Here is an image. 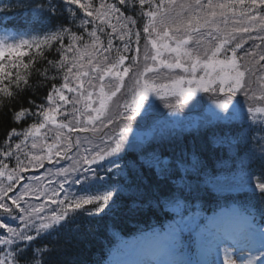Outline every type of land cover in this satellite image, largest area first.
Here are the masks:
<instances>
[{"label": "snow or ice", "instance_id": "6c2138e0", "mask_svg": "<svg viewBox=\"0 0 264 264\" xmlns=\"http://www.w3.org/2000/svg\"><path fill=\"white\" fill-rule=\"evenodd\" d=\"M136 2L48 0L32 6L33 18L66 16L72 25L79 21L80 34L58 24L30 39L21 37L11 43L7 37L0 39V93L5 97L13 96V85L27 88L33 72L38 79L62 78L59 87L52 85L45 103L35 105V112L21 107L12 116L22 122L35 115L37 122L22 133L13 128L5 136L7 146L0 152V264H45V253L52 249L33 247L38 238L61 228L79 230V215L112 213L118 207L120 193L129 196L123 210L141 211L145 204L151 208L153 203L159 206L171 201L178 219L163 232L153 230L154 244L149 248L121 240L117 253L131 258L110 264H193L185 259L186 232L208 243L206 258L195 264H264V206L257 210L258 220L257 212L247 206L221 208L203 216L191 203L201 199V184L191 178L203 175L206 186L223 182L246 187L264 205V135L252 136L255 146L248 149V164L258 160L261 167L253 169L242 163L239 172L229 176L206 172L195 150L165 158L155 150L147 154L139 150L144 139L135 134L128 139L133 133L129 122L147 126L157 110L152 97L173 109L187 105L198 92L214 94L217 107L228 113L217 118L249 120L250 132L264 133V0H138L146 20L142 30L134 31L137 20L125 12H135ZM102 35L107 37L106 43ZM142 35L145 44L141 64ZM116 38L124 42L123 50L116 48L112 58ZM257 40L260 43H255ZM248 41L254 43L245 48ZM46 52L55 56L50 59ZM129 52L134 55H125ZM40 59L47 67H36ZM65 92L72 93V98ZM241 92L248 102L246 115H242L238 102L230 111L231 95ZM68 104H72L71 113L65 108ZM58 114L66 120L71 115L72 120L58 122ZM49 125L58 130L52 142L45 140L38 153L25 152L21 143H16L13 151L11 139L20 136L25 147L33 138L31 149H37L36 138ZM166 127L153 128V137L163 138ZM72 133L77 134L75 138ZM80 133L85 135L81 138ZM235 141L236 137L225 134L216 142L231 148ZM128 149L137 150L136 158L120 164L124 156L117 153ZM73 151L75 156L69 155ZM13 156L16 163L9 168L5 160ZM59 159L72 161L68 167L56 169L54 175L61 179L47 180V187L36 176L32 177L36 183H22V173L45 167V161L55 167ZM113 171L121 177L116 183H110ZM148 172L158 180L173 181V187L163 191L159 183L153 184ZM89 205L93 207H86Z\"/></svg>", "mask_w": 264, "mask_h": 264}, {"label": "trees", "instance_id": "16d2710c", "mask_svg": "<svg viewBox=\"0 0 264 264\" xmlns=\"http://www.w3.org/2000/svg\"><path fill=\"white\" fill-rule=\"evenodd\" d=\"M44 2H46V0L41 1L40 3ZM108 2L111 3L114 2V0H108ZM27 12L32 13V6L27 7ZM125 14L130 16L129 10H127ZM62 17H64L66 27H71L73 31L80 34L79 21H77L76 25H72L66 16ZM145 20L146 19L138 20V25H136L133 30H142L143 22ZM88 27L91 29L92 26L89 25ZM106 31H110V29H107ZM84 35L87 39V34L84 33ZM102 39L106 43L107 37L102 35ZM65 41L67 42V37H65ZM253 43V41H248L245 48L253 45ZM255 43L258 44L260 41H255ZM122 44L123 41H120L118 38L113 39L114 48L110 53L112 58H115L116 48H120L122 51ZM144 44L145 41L142 35L139 45L141 49V64ZM133 47H135L134 43ZM262 47H264V45H262ZM46 55L51 59L55 56V53L46 52ZM132 55H134L133 52L130 56ZM24 59L27 61L28 57H24ZM261 63L264 62L261 61ZM42 66L47 67L44 60L40 59L37 61L36 67L39 68ZM51 75L56 74L51 73ZM129 75H131V73ZM5 83H7V81ZM61 83L62 78L60 75H56L54 80L51 78L44 80L42 77L38 79L37 74L33 72L27 88L22 86L21 89H16L13 85L12 97H5L3 93H0V152H2L7 146L5 136L10 133L11 129L15 128L17 132H22L32 123L37 122V117L35 115L25 118L22 122H17L12 119L13 114L21 107L30 109L31 112H35L37 110L35 105L45 103V97L50 91L52 85L54 84L59 87ZM253 87L257 88L258 86L253 84ZM231 96H235V98H230L229 103L236 104L238 102L242 115H246L247 110H244V108L247 109L248 102L246 101L244 94L241 92ZM206 98L209 99L207 96ZM206 98L204 99L205 103L208 101ZM195 101L199 102L196 103ZM202 106L203 100L198 98L189 102L184 108L186 109L185 111L195 112V110H200ZM249 123V120L241 119H234L232 121L218 120L217 122L207 123V125L200 126L196 130L189 129V131H185L180 138L173 137L168 140L159 139L156 144L159 147L161 156L165 158L179 156L181 151L184 150H195L205 165V171L214 176L223 174L225 172L223 170L224 168L228 170L231 166L241 167L242 163L253 169H259L258 167H261V165L258 160H254L250 165L248 164V149L255 146V141L251 140V137H258L264 135V133H261L258 130L250 132L248 127ZM225 134L236 137L233 147L229 148L226 144L222 146L216 142ZM11 143L13 144L14 152L16 151L14 148L16 143H21V147L25 152L29 151L31 148L30 140L27 141V147H25L22 136L12 138ZM20 156L21 159H24L23 153H20ZM0 159H3V157H0ZM5 162L9 164V168H12L16 163L15 156L10 160H5ZM37 169L40 168H30L28 171H34ZM147 175L152 179L154 185L159 183V187L165 192L173 187V181L158 180L151 172H148ZM191 179L194 183L201 184L199 195L207 206L212 202L218 201H222V204L224 203L226 205L237 203L244 201L249 195L247 192H239L234 188L221 190L218 189L216 185L206 186L203 183V175L199 179L195 177H192ZM128 201L129 196L126 193H123V195H119V199L117 200L118 207L112 213L108 215H97L94 217L79 215L77 220L80 225L79 230L73 231L61 228L53 235H46L43 238H38V240L34 242L33 247H46L52 249L45 253V264H95V262H97L96 258L104 252L106 248L114 245L118 241L119 236L132 235L140 228L160 222L165 216L168 217L167 211L164 208V201L159 206L153 203L151 208L145 204L143 210L132 212L123 210ZM28 256H31V251L28 252ZM21 264H23V262H21Z\"/></svg>", "mask_w": 264, "mask_h": 264}, {"label": "rangeland", "instance_id": "374dc122", "mask_svg": "<svg viewBox=\"0 0 264 264\" xmlns=\"http://www.w3.org/2000/svg\"><path fill=\"white\" fill-rule=\"evenodd\" d=\"M179 70H177V72H178ZM202 92H198L196 95H199V94H201ZM67 96H69L70 94L69 93H65ZM151 99H153V100H155V102L157 103L158 101H160L158 98H156V97H152ZM222 109H220V108H218L217 107V105L216 104H214L213 105V107L211 108V109H209V110H206L205 112H204V114H203V118L201 119V118H199L198 116L197 117H193V118H191V120H192V123H198L199 124V121L200 120H203V121H205V120H209V119H213V120H217V119H219V118H217V116H219V117H221V113H222ZM173 114H176V113H173ZM178 115V114H177ZM179 116V115H178ZM180 117V116H179ZM176 118H178V117H176ZM142 134V133H141ZM140 138H142V136L140 135L139 136ZM75 152V151H74ZM73 156H75V154H73ZM51 180L52 181H56L57 179H56V177H52L51 178ZM36 183V182H35ZM52 186H55V185H52ZM66 189H69V186L67 185L66 187H65ZM72 191H75L76 190V188L75 187H72V189H71ZM61 195H63V193L61 194ZM241 205H244V204H241ZM245 205H247L249 208H251V210L252 211H254V212H257V216H258V209L260 208L258 205H257V203L255 204V203H247V204H245ZM250 205V206H249ZM89 206H91V205H89ZM52 207H55L54 205H52ZM173 208H176V206H174ZM220 210V209H219ZM218 210V211H219ZM217 211V212H218ZM172 225H174V223H171L169 226H172ZM143 248H149V247H151L153 244H154V240H152V242L150 241V240H144V241H142L141 243H139ZM204 245H205V249H207V247H208V243L205 241V243H204ZM205 253H206V250H204V254H203V259L204 258H206L205 257ZM222 257H223V251L221 252V259H222ZM126 259L127 257H124V256H118V257H116V256H113L112 258H111V260H116V259Z\"/></svg>", "mask_w": 264, "mask_h": 264}]
</instances>
